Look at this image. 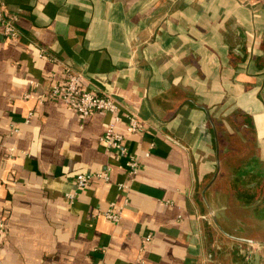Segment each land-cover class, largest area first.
Returning a JSON list of instances; mask_svg holds the SVG:
<instances>
[{"label": "crops", "instance_id": "0c3cea01", "mask_svg": "<svg viewBox=\"0 0 264 264\" xmlns=\"http://www.w3.org/2000/svg\"><path fill=\"white\" fill-rule=\"evenodd\" d=\"M4 3L20 34L0 27L2 264H207L214 129L233 157L264 161V0ZM67 66L119 101L137 173L100 139L112 113L44 97ZM80 172L93 175L83 189ZM112 201L118 223L100 213Z\"/></svg>", "mask_w": 264, "mask_h": 264}, {"label": "flooded vegetation", "instance_id": "af4514ba", "mask_svg": "<svg viewBox=\"0 0 264 264\" xmlns=\"http://www.w3.org/2000/svg\"><path fill=\"white\" fill-rule=\"evenodd\" d=\"M214 130V169L200 189L207 264H264V161L233 157Z\"/></svg>", "mask_w": 264, "mask_h": 264}, {"label": "built area", "instance_id": "2783aa9c", "mask_svg": "<svg viewBox=\"0 0 264 264\" xmlns=\"http://www.w3.org/2000/svg\"><path fill=\"white\" fill-rule=\"evenodd\" d=\"M18 17L14 13H8L5 7L4 0H0V27L5 37H18L20 34L19 27L17 25ZM82 74L74 71L71 66L66 67V76L62 80L53 83L50 87V91L44 97H56L61 96L65 102L79 112L81 115H89L92 111H106L114 115L113 119L108 123L101 141L107 148H114L118 152V156L126 157V167L132 173L135 174L140 168L139 159L129 150V146L126 143V137L123 133L117 130L116 122L118 121V110L120 107L119 101L109 93H97L91 90L84 89L81 86ZM28 96V95H26ZM128 118V131L138 132L142 130L143 123L135 112L127 113ZM106 179L109 178L107 172L100 173ZM93 175L80 172L75 177V183L78 188L83 189L87 187L92 181ZM124 184H119L120 188H123ZM70 198L74 197V194H69ZM123 207L119 206L116 201H112L109 208L100 212L107 219L118 223L122 219ZM5 223L0 221V234L3 233ZM0 264L1 258H0ZM137 264V263H136Z\"/></svg>", "mask_w": 264, "mask_h": 264}, {"label": "water", "instance_id": "95a60500", "mask_svg": "<svg viewBox=\"0 0 264 264\" xmlns=\"http://www.w3.org/2000/svg\"><path fill=\"white\" fill-rule=\"evenodd\" d=\"M204 191H205V189H204Z\"/></svg>", "mask_w": 264, "mask_h": 264}]
</instances>
